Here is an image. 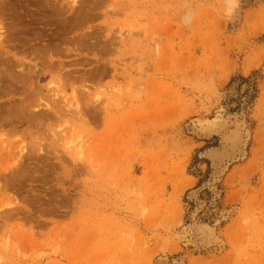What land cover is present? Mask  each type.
Wrapping results in <instances>:
<instances>
[{
  "label": "rangeland",
  "instance_id": "rangeland-1",
  "mask_svg": "<svg viewBox=\"0 0 264 264\" xmlns=\"http://www.w3.org/2000/svg\"><path fill=\"white\" fill-rule=\"evenodd\" d=\"M69 2L0 0V264H264V0Z\"/></svg>",
  "mask_w": 264,
  "mask_h": 264
},
{
  "label": "bare ground",
  "instance_id": "bare-ground-1",
  "mask_svg": "<svg viewBox=\"0 0 264 264\" xmlns=\"http://www.w3.org/2000/svg\"><path fill=\"white\" fill-rule=\"evenodd\" d=\"M77 2H79V0L77 1V0H72V4L73 5H75V4H78ZM70 3V2H69ZM70 3V4H71ZM72 8H74L73 6H72ZM82 10V9H81ZM63 11V10H62ZM78 11H79V9H78ZM79 13H81V11L79 12ZM66 14V13H65ZM59 15V14H58ZM63 16V15H62ZM63 18V17H62ZM65 18V17H64ZM64 21L62 20V24H64L63 23ZM65 23H66V21H65ZM59 24H61L60 22H59ZM61 24V25H62ZM63 26V25H62ZM61 27H59V29H60ZM62 29V31L63 30H65V28H61ZM6 29H5V27L3 26V25H1V23H0V46H1V44L3 43V40H7V35H9V32H8V34H6ZM84 39V38H83ZM83 40L81 39V42H82ZM84 42V41H83ZM87 44H89V43H84L83 45H86L87 46ZM85 46V47H86ZM89 46V45H88ZM87 46V47H88ZM78 48V47H77ZM83 48V47H82ZM49 50H51L50 49V47H48V46H44V47H39V48H36L35 49V51H34V54H36L35 56H37V57H35L37 60L36 61H38V62H40V63H42L41 65H38V63L36 62V61H34L33 63H29V64H32V65H30V68L33 66V68L32 69H30V71L28 72H26V74H22V72H21V70H22V68H21V66H20V71H19V73L21 74H19V75H16V73L15 72H12V71H10L11 70V68H10V72L8 71V70H2L3 72H1L3 75H5L6 74V76L9 78V80H10V82H15L14 84L16 85V84H18L19 82H24L23 84H25L27 81H29L30 79H31V77L32 76H34V74H36V76L38 77V78H42V77H44L45 76V74H46V72H50V73H52V72H54V71H56V72H58L60 69H62L64 66L62 65V64H58V66L59 67H56V65L54 64V63H52V56H51V53H50V55L48 56L47 54L49 53ZM48 51V53L46 54V52ZM44 54H45V56H47V58H45V56H44ZM44 56V57H43ZM20 65H22L21 63H20ZM24 67V66H23ZM55 68H57V69H55ZM13 69V68H12ZM16 69V68H15ZM23 70H24V68H23ZM41 70V71H40ZM15 71H17V70H15ZM2 74H0V78H2ZM61 74V73H60ZM102 74V73H101ZM88 76V75H87ZM34 78V77H33ZM35 79V78H34ZM60 79H62L61 77H60ZM82 80H83V78H82ZM84 80H85V78H84ZM36 81V80H35ZM17 82V83H16ZM30 82V81H29ZM9 83V82H8ZM12 84V83H11ZM22 84V83H21ZM22 84V85H23ZM29 85V84H28ZM52 85V84H51ZM24 86V85H23ZM26 87H27V85H25ZM4 90V89H3ZM35 93V92H34ZM30 96H32V97H34V95H30ZM29 96V97H30ZM73 96H75V92H74V95ZM49 98L51 99V97L49 96ZM73 99L74 98H76L77 99V97L75 96V97H72ZM30 99H31V97H30ZM30 99L28 98V100L30 101ZM33 100V99H32ZM77 101V100H76ZM27 102V101H26ZM22 103V102H21ZM32 105H33V103L32 102H28V103H22V104H18V105H15V106H11V108L9 109V111H8V113H9V116L7 117V118H5V116H4V118H2L1 120H10V119H12V118H17V119H19V120H24V122H27V124H30V125H32V124H35V122H37V121H42L43 119L44 120H46V119H48V118H50V117H52V116H54V113L56 112V110L54 109V107L53 106H51V104L49 103H45V108L44 109H40V108H38V107H36L35 109H33L32 108ZM40 105V104H39ZM42 105V104H41ZM79 105H80V102L79 103H74V102H72V101H70V102H68L66 105H64V106H67V108L71 111V109L70 108H72L73 109V106L75 107L74 108V110L77 112V111H80V107H79ZM35 106H37V105H35ZM43 106V107H44ZM81 106V105H80ZM41 107V106H40ZM8 109V108H7ZM81 109H82V106H81ZM43 110V111H42ZM41 111H42V113H41ZM60 111H63L62 109L60 110ZM10 113H12V116L10 117ZM56 114V113H55ZM75 114V113H74ZM80 114V113H79ZM243 114V113H242ZM79 116V115H78ZM55 117V116H54ZM18 120V121H19ZM243 120V119H242ZM12 121L14 122V121H16V119H12ZM241 121V120H240ZM239 121V122H240ZM38 123V122H37ZM9 124V123H8ZM229 124V123H228ZM1 125H3L2 123H1ZM30 125H28L29 127H30ZM236 125H239V124H236ZM242 125V124H241ZM230 126V125H229ZM235 127V126H234ZM226 128V127H225ZM237 128V127H236ZM243 128V125H242V127H241V129ZM228 129V128H227ZM245 129V128H244ZM246 130H248V129H246ZM234 131H236V130H234ZM228 132V131H227ZM233 132V131H232ZM226 133V132H225ZM231 133V132H230ZM229 133V134H230ZM245 133V132H244ZM246 133H247V131H246ZM223 134V133H222ZM234 134V133H233ZM224 135V134H223ZM242 134H241V130H240V126H239V128H238V135H234L235 136V138H233V141H235V145H234V147H236V145H237V147L239 146V144L242 142V136H241ZM221 137V136H220ZM227 137V136H226ZM4 138V137H3ZM225 138V137H224ZM2 139V138H1ZM230 139V138H229ZM235 139V140H234ZM227 141H228V138H227ZM226 141V142H227ZM232 141V140H231ZM245 141V140H244ZM244 141H243V143H244ZM228 143V142H227ZM233 144V143H232ZM70 145V144H69ZM244 145H245V143H244ZM3 146V145H2ZM25 146V145H24ZM23 147V146H22ZM223 147H224V145H223ZM218 148V147H217ZM225 148V147H224ZM10 149V148H9ZM20 149V148H19ZM24 149H26L27 151H28V149L26 148V146H25V148H23V149H20V151L22 152V151H25ZM40 149H42V148H40ZM227 149V148H226ZM233 149V148H232ZM231 149V150H232ZM236 149V148H235ZM228 150V149H227ZM14 151V150H13ZM27 151H25V152H27ZM41 151H44V149L43 150H41ZM223 151H225V149L223 150ZM25 152H22L21 153V155L23 154H26ZM40 152V151H39ZM217 152V151H216ZM216 152L214 151V150H209V148H208V151H206V152H204V156H208V158L209 159H216L217 158V156H216V158H215V155H216ZM226 152V151H225ZM245 152V151H244ZM46 153L47 152H45V155H46ZM232 154V153H231ZM27 155V154H26ZM48 155L49 154H47V157H48ZM42 156V155H41ZM219 156H221V155H219L218 154V158H219ZM23 157V156H22ZM241 157H243V156H241ZM18 159V158H17ZM14 160L13 162H14V165H15V162L16 161H20V158L18 159V160ZM222 159V158H221ZM216 161H218L217 159H216ZM221 161V160H220ZM7 162V161H6ZM12 162V161H11ZM12 162V163H13ZM227 162V161H226ZM20 163L21 162H19V163H17L16 162V165L18 164V165H20ZM5 166V165H4ZM21 166V165H20ZM221 167V166H220ZM223 167V166H222ZM5 168H8V166L6 167L5 166ZM12 168V167H11ZM10 168V169H11ZM224 168V167H223ZM220 171V170H219ZM217 169H216V171L214 172V173H218L219 172ZM222 172H223V169L221 170ZM1 186V185H0ZM0 188H2V186L0 187ZM197 198V197H196ZM3 208V207H2ZM2 211V209L0 210V212ZM4 212H5V210H4ZM2 214H4L3 213V211H2ZM5 215H6V213H5ZM4 215V216H5ZM7 215H9V214H7ZM10 216V215H9ZM3 218H7L6 216L5 217H3ZM2 218V219H3ZM4 220V219H3ZM6 246V245H5ZM1 259H3L2 257H0V260ZM3 261H4V259H3ZM162 263V262H161ZM2 264H3V262H2Z\"/></svg>",
  "mask_w": 264,
  "mask_h": 264
},
{
  "label": "clouds",
  "instance_id": "clouds-1",
  "mask_svg": "<svg viewBox=\"0 0 264 264\" xmlns=\"http://www.w3.org/2000/svg\"><path fill=\"white\" fill-rule=\"evenodd\" d=\"M224 6V16L228 23H233L234 18L241 8V0H222Z\"/></svg>",
  "mask_w": 264,
  "mask_h": 264
}]
</instances>
